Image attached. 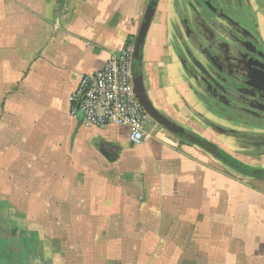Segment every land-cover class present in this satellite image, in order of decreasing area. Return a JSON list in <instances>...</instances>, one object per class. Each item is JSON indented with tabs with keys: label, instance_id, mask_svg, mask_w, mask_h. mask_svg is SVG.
I'll return each instance as SVG.
<instances>
[{
	"label": "crops",
	"instance_id": "1",
	"mask_svg": "<svg viewBox=\"0 0 264 264\" xmlns=\"http://www.w3.org/2000/svg\"><path fill=\"white\" fill-rule=\"evenodd\" d=\"M148 3L0 0V264H77L55 245L66 232L89 235L81 264H104L100 234L125 216L138 221L131 264H264V177L188 139L240 159L214 97L182 60L183 0L157 1L134 64L148 101L180 131L150 117L149 139L135 144L125 127L70 113L80 76L137 38Z\"/></svg>",
	"mask_w": 264,
	"mask_h": 264
},
{
	"label": "flooded vegetation",
	"instance_id": "2",
	"mask_svg": "<svg viewBox=\"0 0 264 264\" xmlns=\"http://www.w3.org/2000/svg\"><path fill=\"white\" fill-rule=\"evenodd\" d=\"M202 3L197 6L201 27L189 19L187 7L183 12L186 18L181 22L180 43L184 65L199 84L205 76L214 75L218 95H221L220 89H228L239 109H264V0H204ZM134 64L135 58L133 77L137 75ZM209 93L213 96V91ZM224 125L220 124L222 132L226 130ZM229 132L238 141L242 139L237 128Z\"/></svg>",
	"mask_w": 264,
	"mask_h": 264
},
{
	"label": "rangeland",
	"instance_id": "3",
	"mask_svg": "<svg viewBox=\"0 0 264 264\" xmlns=\"http://www.w3.org/2000/svg\"><path fill=\"white\" fill-rule=\"evenodd\" d=\"M158 0H149L148 7L150 3L157 4ZM185 7L188 10V17L192 21L195 22L197 27L202 26V18L199 15V11H197L198 5H203L204 0H183ZM179 6V5H178ZM147 7V8H148ZM207 7V6H206ZM183 14V11H181ZM214 12V10H213ZM201 13V11H200ZM199 16V17H198ZM200 19V20H199ZM209 21L212 22V17L209 18ZM179 39H181V35L179 33L176 34ZM180 52L182 53V46H178ZM213 77L205 76L202 79L201 84L202 87L208 90V92L213 91L214 97V108H215V115L219 116L220 119H224L229 125H224L230 128V130H234L237 128V134L240 139L239 141L236 139L234 141L237 144V153L238 161L241 163V168H261L264 166V109L261 108H250V109H239L235 103L232 102L233 95L228 93V89H220L221 95H218L216 88V79L214 75ZM222 99L226 100V102L222 101ZM224 117V118H223ZM237 117V118H236ZM234 118H236L237 127L233 123ZM150 123H153L152 119L149 117ZM150 123L147 124V128L150 129ZM232 137H235L232 134ZM239 139V138H238ZM112 181V180H111ZM79 196V195H78ZM48 219L53 224V216H47ZM137 216H125L126 220L124 221L123 226L121 227V223L118 225L115 221H109L107 230H104V234H100L102 239H106L107 253L104 254L106 262L104 264H131L133 261L136 260V256L132 253L133 248V239L134 234H138L139 231H134L137 229L138 221L133 223L132 219L134 220ZM67 216H61V228L65 232L68 228ZM145 217V222H148ZM103 225L105 222L99 221L98 224ZM51 224V223H50ZM82 224V222H81ZM81 224L78 222V226L80 227ZM141 224V223H140ZM149 225V223H148ZM141 227H145V224H142ZM81 228H83L81 226ZM122 228V230H121ZM134 228V229H133ZM140 229V228H139ZM98 231H93V235ZM103 232V231H102ZM50 235L52 236V231L50 230ZM86 233L82 232L79 233L77 238L73 237L71 234L66 232L65 236H62L58 240L55 239V245L59 247H63L72 259L77 257V264H81V259L83 261V254L80 253V249H84L85 247H90L91 242L88 239ZM137 240V239H136ZM77 244V245H76ZM106 245V246H107ZM119 245V253L117 252V257H119L118 262L115 261L116 254L113 253L114 248ZM121 247L127 248V250H122ZM99 261H101V257H98ZM84 264H95L93 260H86ZM103 264V263H99Z\"/></svg>",
	"mask_w": 264,
	"mask_h": 264
},
{
	"label": "built area",
	"instance_id": "4",
	"mask_svg": "<svg viewBox=\"0 0 264 264\" xmlns=\"http://www.w3.org/2000/svg\"><path fill=\"white\" fill-rule=\"evenodd\" d=\"M136 39H129L96 72L82 74L68 97L70 113L97 128L118 125L127 128L130 140L149 139L148 113L139 103L133 84Z\"/></svg>",
	"mask_w": 264,
	"mask_h": 264
},
{
	"label": "water",
	"instance_id": "5",
	"mask_svg": "<svg viewBox=\"0 0 264 264\" xmlns=\"http://www.w3.org/2000/svg\"><path fill=\"white\" fill-rule=\"evenodd\" d=\"M153 6L154 7L152 8V5L151 6L149 5V7L147 8L143 22L140 26V30H139V33L137 35L136 42H135L134 58L138 55L144 43V39L148 31V28L151 24L152 17H153L155 8H156V5H153ZM133 82H134V91L138 97L139 103L143 106V108L148 113V115L151 118H153L155 121H157L158 123L167 127L168 129L174 130L175 132L180 131V130L175 129L172 123H170L166 118H164L161 114H159L155 110V108L152 106V104L148 101L145 95L142 77L140 75H134Z\"/></svg>",
	"mask_w": 264,
	"mask_h": 264
},
{
	"label": "trees",
	"instance_id": "6",
	"mask_svg": "<svg viewBox=\"0 0 264 264\" xmlns=\"http://www.w3.org/2000/svg\"><path fill=\"white\" fill-rule=\"evenodd\" d=\"M152 5V8L154 7L153 5H156V3L152 4L150 3V6ZM152 10V9H151ZM140 72L135 70L134 68V74H139ZM188 139L192 143H195L196 145H199L202 148L207 149L210 151L212 154H214L216 157L220 158L223 163L231 166L235 170L244 173L246 175L255 177V178H263L264 177V168H241V163L234 157L229 156L228 154L224 153L223 151L214 148L212 145H210L206 140L198 137V136H191Z\"/></svg>",
	"mask_w": 264,
	"mask_h": 264
}]
</instances>
